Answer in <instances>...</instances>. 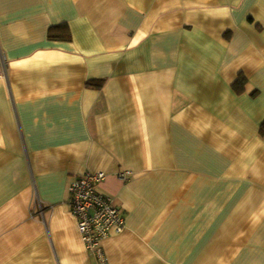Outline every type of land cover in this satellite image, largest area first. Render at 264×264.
<instances>
[{
    "label": "crops",
    "instance_id": "1",
    "mask_svg": "<svg viewBox=\"0 0 264 264\" xmlns=\"http://www.w3.org/2000/svg\"><path fill=\"white\" fill-rule=\"evenodd\" d=\"M262 123L264 0H0V264H98V172L106 264H264Z\"/></svg>",
    "mask_w": 264,
    "mask_h": 264
},
{
    "label": "built area",
    "instance_id": "2",
    "mask_svg": "<svg viewBox=\"0 0 264 264\" xmlns=\"http://www.w3.org/2000/svg\"><path fill=\"white\" fill-rule=\"evenodd\" d=\"M130 174L129 171L118 173L117 178L125 181ZM105 178L103 172L86 173L73 178L67 187L69 212L75 219L81 242L98 264H106L102 243L112 233L119 234L125 229L122 211L115 206L112 198L98 190V185Z\"/></svg>",
    "mask_w": 264,
    "mask_h": 264
},
{
    "label": "trees",
    "instance_id": "3",
    "mask_svg": "<svg viewBox=\"0 0 264 264\" xmlns=\"http://www.w3.org/2000/svg\"><path fill=\"white\" fill-rule=\"evenodd\" d=\"M54 28H61L59 27H53L49 30L48 32V39L49 40H64V37L66 36H61V35H56L54 33ZM244 79H239V81L237 82V86L235 87V91L239 94L241 92H243L244 90ZM256 94H252V96H255ZM259 132L261 135H264V123H262V125L260 126Z\"/></svg>",
    "mask_w": 264,
    "mask_h": 264
}]
</instances>
